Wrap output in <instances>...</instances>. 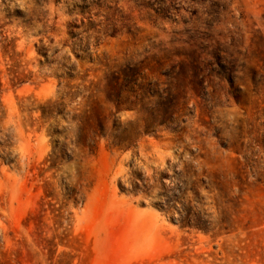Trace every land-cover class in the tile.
Instances as JSON below:
<instances>
[{
    "label": "rangeland",
    "instance_id": "obj_1",
    "mask_svg": "<svg viewBox=\"0 0 264 264\" xmlns=\"http://www.w3.org/2000/svg\"><path fill=\"white\" fill-rule=\"evenodd\" d=\"M0 264H264V0H0Z\"/></svg>",
    "mask_w": 264,
    "mask_h": 264
}]
</instances>
